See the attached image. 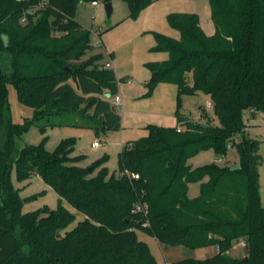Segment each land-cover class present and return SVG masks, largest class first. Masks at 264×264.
I'll list each match as a JSON object with an SVG mask.
<instances>
[{"label":"trees","instance_id":"obj_1","mask_svg":"<svg viewBox=\"0 0 264 264\" xmlns=\"http://www.w3.org/2000/svg\"><path fill=\"white\" fill-rule=\"evenodd\" d=\"M123 1L135 18L155 0ZM79 2L0 0V131H6L0 147V264H159L137 229L163 244L217 248L208 257L164 264H264L260 141L242 133L243 113L264 111V0H210L213 35L203 30L197 13L168 15L180 38L155 33V49L169 54L149 64L152 82L175 84L179 97L207 94L218 122H193L178 113L175 126L149 124L147 136L123 146L119 174L110 173L105 158L80 165L75 137L61 139L52 151L43 143L19 150L14 144L15 135L40 118L63 125L54 121L53 109L89 106L90 118L75 125L91 127L97 136L121 127L112 102L119 92L116 69L106 67L102 45H94L92 29L76 19ZM11 85L35 109L33 120H12ZM231 144L241 165L236 170L227 162H189L209 149L226 157ZM13 164L19 178L39 174L84 219L66 230L75 214L62 204L24 212L11 180ZM194 181L201 192L191 197ZM139 202L146 209L133 211ZM241 241L244 250L235 256L231 250Z\"/></svg>","mask_w":264,"mask_h":264},{"label":"rangeland","instance_id":"obj_2","mask_svg":"<svg viewBox=\"0 0 264 264\" xmlns=\"http://www.w3.org/2000/svg\"><path fill=\"white\" fill-rule=\"evenodd\" d=\"M111 3L113 13L108 17L105 8L106 3L103 0H98L96 6L90 0H80L77 6V19L92 29L94 45L101 44L103 46L104 44L108 53H106V62L110 60L116 68L119 78L118 93L121 97L117 110L122 115L121 127L119 129H107L97 136L93 128L75 125L83 123L86 118H90L89 106L83 108L85 106L82 105L74 111L53 109L51 112L57 114L54 121L62 122L63 125H46V118L33 121L29 128L15 135L16 149L19 150L24 145L43 143L46 149L52 151L61 139L75 137L77 140L73 154L82 155L80 165L88 167L96 160L105 158V165L110 173L119 174L120 151L130 140L147 136L150 132L149 124L175 126L178 124V113L183 114L193 122H218L213 106L209 107L208 105L211 100L207 94L185 93L179 97L175 84L152 82V74L148 67L150 63L163 62L169 54L155 49L156 32L177 39L180 38V32L169 24L168 15L170 13H197L200 22H202L203 30L208 35H213L216 32L215 23L212 20L210 0H155L151 6L144 8L135 18L129 16L128 5L123 0H111ZM187 79L188 83L192 84V73L188 74ZM151 83L154 84L153 89L149 87ZM18 96L17 89L11 85L9 87V101L12 120L16 123L33 120L35 109L22 103ZM44 108L49 109L48 106ZM203 109H206V116L202 115ZM243 120L246 126L242 133L249 138H256L260 141L259 190L264 204V111H259L256 115H251L249 111H245ZM5 132V128L0 131V147H3ZM95 140L99 141L101 146H94L93 141ZM216 158L214 150L209 149L196 154L189 162L194 167L209 164L212 161L219 164L227 162L233 165L239 162L236 145L231 144L229 146L224 160L219 161ZM11 180L24 199L22 207L24 212L36 210L45 205L55 209L62 204L75 214V220L66 227V230L72 229L78 224V221L84 219V215L67 200L60 199L57 192L39 174L33 173L26 178H19L16 165L13 164ZM200 192V182L194 181L189 184L188 194L191 197L198 196ZM137 233L139 238L148 242L159 263H165L168 258L179 259L183 256L177 250L184 248L179 247L184 245L166 247L160 245L154 236L142 229H137ZM213 249H215L214 246H209L194 248L193 250L200 257H206L205 255L215 253L211 252ZM243 250V247H234L231 253L240 256Z\"/></svg>","mask_w":264,"mask_h":264},{"label":"built area","instance_id":"obj_3","mask_svg":"<svg viewBox=\"0 0 264 264\" xmlns=\"http://www.w3.org/2000/svg\"><path fill=\"white\" fill-rule=\"evenodd\" d=\"M92 3H93V5H98V2L97 1H92ZM26 17L27 16H24L23 18H22V21L24 22V21H26ZM106 67H112V64H111V61L109 60V61H107V63H106ZM112 102L116 105V106H118L119 104H120V102H121V97H120V95L117 93L113 98H112ZM209 107H212V103L210 102L209 104ZM181 129V127H179L178 128V130H180ZM101 143L99 142V141H94L93 142V145L94 146H101L100 145ZM225 157L224 156H220V157H217L216 158V160H219V161H221V160H223ZM132 175L135 177V178H138L139 177V174H137V173H132ZM146 209V205L145 204H143V203H137L136 205H135V207H134V210L133 211H144ZM240 245H242V246H244L245 245V242L244 241H241L240 243H239Z\"/></svg>","mask_w":264,"mask_h":264},{"label":"crops","instance_id":"obj_4","mask_svg":"<svg viewBox=\"0 0 264 264\" xmlns=\"http://www.w3.org/2000/svg\"><path fill=\"white\" fill-rule=\"evenodd\" d=\"M76 19H77V15H76ZM78 20V19H77ZM84 25V24H83ZM87 27V26H86ZM103 44V43H102ZM99 45H101V44H99ZM102 49L104 50V52H105V55H106V53H107V49H106V47L104 46V44H103V46H102ZM108 54V53H107ZM110 54V53H109ZM112 55V54H111ZM111 64H112V66H113V63L111 62ZM114 67V66H113ZM115 68V67H114ZM116 69V68H115ZM119 94V93H118ZM96 141V140H95ZM94 142V141H93ZM226 158V157H225ZM224 158V159H225ZM223 159V160H224ZM190 196V195H189ZM158 241V240H157ZM158 243L160 244V245H165L166 247H172V246H169L168 244H163V243H160L159 241H158ZM175 247V246H174ZM178 247V246H177ZM179 247H184V248H179V250H177V251H180L182 254H183V256L181 257V258H184V257H189V256H194V257H200V255H198V253L195 251V250H193L192 248H189V247H187V246H179ZM186 247V248H185ZM236 247H242V245H238V246H236ZM171 249V248H170ZM178 249V248H177ZM216 250H217V248L215 247V249H213L211 252H216ZM206 257H208V256H210V255H205ZM178 258V257H177ZM181 258H179V259H181ZM201 258H204V257H201ZM179 259H176V258H174V259H171V258H168V259H166V262L165 263H167V262H171V261H175V260H179ZM159 263V262H158ZM159 264H162V263H159ZM164 264V263H163Z\"/></svg>","mask_w":264,"mask_h":264},{"label":"water","instance_id":"obj_5","mask_svg":"<svg viewBox=\"0 0 264 264\" xmlns=\"http://www.w3.org/2000/svg\"><path fill=\"white\" fill-rule=\"evenodd\" d=\"M105 8H106L108 17H110L113 13V6H112L111 1L106 2ZM53 30L55 31V29H53ZM149 87H150V89H153L154 84L153 83L149 84ZM108 97H110V95H108ZM240 166H241L240 163L237 162L231 166V169L236 170V169L240 168ZM246 259H247V257H245L243 260H246Z\"/></svg>","mask_w":264,"mask_h":264}]
</instances>
